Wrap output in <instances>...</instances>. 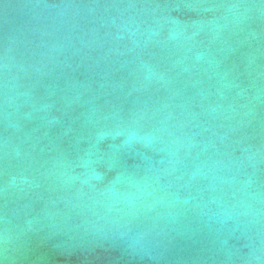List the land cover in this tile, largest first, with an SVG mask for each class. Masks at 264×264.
I'll return each mask as SVG.
<instances>
[{
    "label": "water",
    "instance_id": "obj_1",
    "mask_svg": "<svg viewBox=\"0 0 264 264\" xmlns=\"http://www.w3.org/2000/svg\"><path fill=\"white\" fill-rule=\"evenodd\" d=\"M0 264H264V0H0Z\"/></svg>",
    "mask_w": 264,
    "mask_h": 264
}]
</instances>
